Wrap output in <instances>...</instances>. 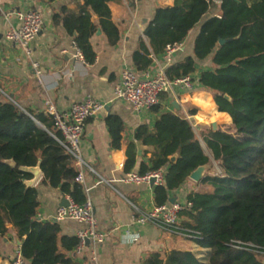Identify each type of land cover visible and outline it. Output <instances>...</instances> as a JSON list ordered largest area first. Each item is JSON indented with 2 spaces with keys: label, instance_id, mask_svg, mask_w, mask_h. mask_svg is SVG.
Returning <instances> with one entry per match:
<instances>
[{
  "label": "trees",
  "instance_id": "1",
  "mask_svg": "<svg viewBox=\"0 0 264 264\" xmlns=\"http://www.w3.org/2000/svg\"><path fill=\"white\" fill-rule=\"evenodd\" d=\"M79 1L74 10L62 6L53 22L64 26L91 64L96 59L91 38L98 29L112 47L121 34L107 7L109 0ZM214 5L213 0H174L172 6L158 7L144 30L147 41L141 38L132 56L134 68L146 70L168 44L182 43L202 22L193 55L168 67L166 75H193L198 62L210 58L212 67L200 71L199 84L212 92L219 111L232 119L225 130L196 132L189 119L166 111L153 128L137 127L136 141L152 148L138 172L166 167L165 183L155 186L156 205L169 202V191L198 167L212 161L220 167V172L202 180L210 189L191 192L187 202L192 206L180 212L179 231L207 249L204 257L192 250L172 249L165 256L150 253L143 264H264V0H222L219 16L205 18ZM220 39L226 42L220 44ZM106 124L111 146L120 148L122 118L110 115ZM59 139L63 137L54 131L51 116L32 110L20 113L0 92V235L12 225L30 264H76L69 253L78 244L77 236L62 235L60 222L38 218L37 188L26 185L24 180L32 175L21 169L39 163L41 183L83 203L87 196L84 185L75 181V159ZM10 159L16 166L8 163ZM136 163V144L130 142L124 171L133 170Z\"/></svg>",
  "mask_w": 264,
  "mask_h": 264
},
{
  "label": "crops",
  "instance_id": "2",
  "mask_svg": "<svg viewBox=\"0 0 264 264\" xmlns=\"http://www.w3.org/2000/svg\"><path fill=\"white\" fill-rule=\"evenodd\" d=\"M205 16H219L220 2ZM79 0H0V92L8 99L10 95L27 111L45 112L48 101L65 110L88 95L104 102V109L88 119L80 143L81 155L85 162L84 187L87 198L94 206L100 230L107 233L101 244H88L85 251L77 254L70 252L76 264H143L145 258L154 252L162 256L172 249L192 250L204 257L207 249L199 247L189 237L179 231L163 228L152 222L140 224L133 221L134 216L150 210L155 203V186L148 183L133 184L123 180L126 150L130 142H135L137 163L133 170L138 171L141 161H147L152 148L136 141L134 134L138 126L147 124L153 128L162 112H174L189 119L196 132L225 130L232 124L231 116L219 111L210 90L199 84L198 76L202 69L212 67L211 59L198 62L193 74L195 89L191 92L181 88L161 95L159 110L151 109L136 114L131 106L116 98L114 87L121 71L133 66V53L139 41L146 36L144 30L154 18L156 9L174 5V0H109L107 7L113 21L120 29L121 39L116 46H109L104 33L97 32L91 38L96 52L93 63H84L74 58L73 36L67 33L62 24L53 22V15L67 5L74 10ZM38 9L42 12L44 26L32 42V59L38 60L41 74L38 75L18 44L5 38L6 32L18 25V12ZM199 23L182 42L181 49L167 62L164 53L154 57L148 68L157 72L183 61L193 55L194 41L201 28ZM100 30V29H98ZM191 110H195L191 114ZM122 118L125 129L122 132L121 147L111 146V138L106 124L110 115ZM203 146L205 143L201 140ZM207 149L206 146H204ZM139 150L141 153L139 154ZM148 150V153L145 152ZM208 150V149H207ZM206 150V151H207ZM209 153V150L207 151ZM210 154V153H209ZM77 169L79 167L76 165ZM166 169V167H164ZM217 168L212 161L206 165L200 180L188 176L178 188L169 191V198L185 204L191 192H204L210 186L202 180L214 175ZM191 174V173H190ZM33 177V176H32ZM31 177V178H32ZM43 173L33 185L38 191L40 207L38 218L53 220L57 208L66 201V194L59 188L41 183ZM183 218L180 217V222ZM62 235L76 236L81 227L76 221L60 222ZM127 231H130L129 235ZM22 240L12 225L5 235H0V262L11 264V257L21 246Z\"/></svg>",
  "mask_w": 264,
  "mask_h": 264
},
{
  "label": "built area",
  "instance_id": "3",
  "mask_svg": "<svg viewBox=\"0 0 264 264\" xmlns=\"http://www.w3.org/2000/svg\"><path fill=\"white\" fill-rule=\"evenodd\" d=\"M18 25L11 27L5 34V38L18 44L24 54L32 59V42L43 29L44 19L42 12L38 9H29L18 12ZM76 60L87 63L82 51L73 42ZM182 43L168 44L164 51V57L167 62L172 61L175 52L181 49ZM38 60L32 59V66L36 69L38 75L41 74ZM175 88H181L184 91L191 92L195 89V79L193 75L169 78L166 70L161 68L157 72L149 69L137 71L134 67L126 66L122 69L119 80L114 87V93L117 99L127 102L136 114L149 111L160 103L161 95L173 91ZM105 107L103 101L88 95L81 101L72 103L65 110H58L53 102L48 101L45 112L51 116L54 123V129L59 131L63 137L59 139L67 153L75 159L79 167L75 181L84 184L85 162L81 155L80 143L84 135L86 122L88 119L96 116ZM217 172L220 167L213 161ZM216 172V173H217ZM166 169L148 171L140 174L138 171L131 170L125 173L123 180L127 183L141 184L150 183L151 178H155L154 185L165 183ZM68 205H61L57 208L54 221L63 222L73 220L81 224L77 230L76 236L78 244L74 249L77 254L85 251L88 244H101L105 241L107 233L100 230L98 219L94 210L92 201L87 198L83 203L76 202L67 195ZM191 202L185 204L175 201L166 202L161 205H155L150 210L134 216L135 223L152 222L169 230L179 231L180 212L185 207H191ZM182 235L189 237L184 231H179ZM129 235L130 231H127ZM11 264H30L23 256L21 246H19L11 257Z\"/></svg>",
  "mask_w": 264,
  "mask_h": 264
},
{
  "label": "water",
  "instance_id": "4",
  "mask_svg": "<svg viewBox=\"0 0 264 264\" xmlns=\"http://www.w3.org/2000/svg\"><path fill=\"white\" fill-rule=\"evenodd\" d=\"M214 1L221 2L222 0H214ZM97 33L100 34L101 30H98ZM225 42H226L225 39H220V44H224ZM226 98H229V96L226 95ZM9 100L20 108V113L28 114V111L25 108H23L22 106L17 104V102L14 100V96L13 95L9 96ZM54 131H56V130L54 129ZM138 153L140 154L141 151L139 150ZM175 159H176V156H172L171 157V161H175ZM8 163L11 166H16V163H15V161L13 159L8 160ZM205 167H206V165L198 167L197 169H195L194 171L191 172L190 177L193 178L194 180H200V178L203 175ZM21 169L23 171H25V172L30 173L33 176L30 179L24 180L28 187L33 186L38 181V179L40 178L41 173H42V170H41V167H40L39 163L36 166L21 167ZM154 182H155V178H151L150 179V184L154 185ZM169 202L173 203V202H175V199L174 198H170ZM63 205L67 206L68 205V201L66 200ZM20 245H21V243H20Z\"/></svg>",
  "mask_w": 264,
  "mask_h": 264
},
{
  "label": "rangeland",
  "instance_id": "5",
  "mask_svg": "<svg viewBox=\"0 0 264 264\" xmlns=\"http://www.w3.org/2000/svg\"><path fill=\"white\" fill-rule=\"evenodd\" d=\"M205 146V145H204ZM207 150V149H206ZM208 151V150H207Z\"/></svg>",
  "mask_w": 264,
  "mask_h": 264
}]
</instances>
